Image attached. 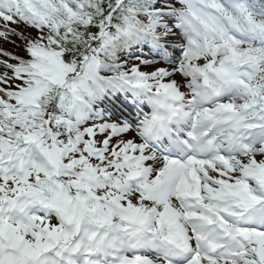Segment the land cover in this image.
<instances>
[{
    "label": "snow or ice",
    "instance_id": "6c2138e0",
    "mask_svg": "<svg viewBox=\"0 0 264 264\" xmlns=\"http://www.w3.org/2000/svg\"><path fill=\"white\" fill-rule=\"evenodd\" d=\"M0 264H264V0H0Z\"/></svg>",
    "mask_w": 264,
    "mask_h": 264
}]
</instances>
